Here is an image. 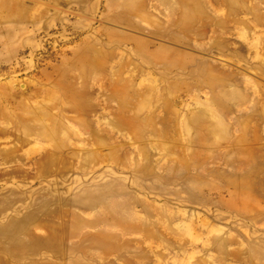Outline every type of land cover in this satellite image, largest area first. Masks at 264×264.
<instances>
[{"label":"rangeland","instance_id":"rangeland-1","mask_svg":"<svg viewBox=\"0 0 264 264\" xmlns=\"http://www.w3.org/2000/svg\"><path fill=\"white\" fill-rule=\"evenodd\" d=\"M0 264H264V0H0Z\"/></svg>","mask_w":264,"mask_h":264}]
</instances>
